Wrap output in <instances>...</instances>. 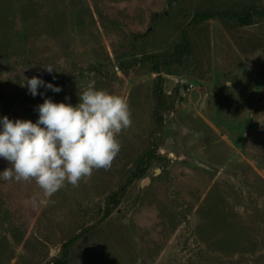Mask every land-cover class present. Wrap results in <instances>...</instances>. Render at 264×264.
I'll use <instances>...</instances> for the list:
<instances>
[{
  "label": "rangeland",
  "instance_id": "374dc122",
  "mask_svg": "<svg viewBox=\"0 0 264 264\" xmlns=\"http://www.w3.org/2000/svg\"><path fill=\"white\" fill-rule=\"evenodd\" d=\"M250 6L264 0H0V117L35 122L45 98L76 105L93 84L122 95L132 119L111 167L77 187L0 178V264L61 259L84 229L69 264H264V16L195 20ZM33 76L62 91L32 97L21 84Z\"/></svg>",
  "mask_w": 264,
  "mask_h": 264
},
{
  "label": "clouds",
  "instance_id": "9594fccd",
  "mask_svg": "<svg viewBox=\"0 0 264 264\" xmlns=\"http://www.w3.org/2000/svg\"><path fill=\"white\" fill-rule=\"evenodd\" d=\"M21 87L32 97H43L41 88L62 91L39 76L27 78ZM78 98L76 105L45 98L36 106L35 122L0 117V158L11 165L0 178L34 180L45 193L53 194L66 182L77 187L93 170L111 167L121 149L118 136L132 125L130 106L122 95L93 84L79 91Z\"/></svg>",
  "mask_w": 264,
  "mask_h": 264
},
{
  "label": "trees",
  "instance_id": "16d2710c",
  "mask_svg": "<svg viewBox=\"0 0 264 264\" xmlns=\"http://www.w3.org/2000/svg\"><path fill=\"white\" fill-rule=\"evenodd\" d=\"M231 14L236 18V20L240 24L250 25L254 22L256 15L264 16V8L259 7V6H250L246 11H242V12H238V11H232V12H230V11H225V12L203 11V12H200L196 15L195 20H197L198 18L207 19V18H212L215 16H228ZM190 50H191L190 38H189L187 31L184 30L182 33V41L176 47L175 57L180 58L184 53L189 52ZM156 92H157L159 97H158L157 105L155 107L154 112H155V117H156L158 126H162L163 122H164L162 108H164V106H165V93H164V89H163L162 79L158 80V83L156 85ZM156 151L157 150H155V149H154V151L149 149L144 153V155H142L139 158V161L137 163V167L132 173V177H131L132 181L135 179H138V178H142L146 175L147 170H148V166L151 163V160H152L154 154L156 153ZM125 190H126V186H122L117 192H114L109 196L107 205L103 211V217H102L103 219L108 218L112 214L114 208L119 204L120 197L122 196V194H124ZM87 233H88V229H84V231H82L81 233L73 236L69 241H67L63 245V253H64L63 257L61 259H58L55 261H48L46 264H69L70 252H71L72 248Z\"/></svg>",
  "mask_w": 264,
  "mask_h": 264
},
{
  "label": "water",
  "instance_id": "95a60500",
  "mask_svg": "<svg viewBox=\"0 0 264 264\" xmlns=\"http://www.w3.org/2000/svg\"><path fill=\"white\" fill-rule=\"evenodd\" d=\"M175 94H177V93H175ZM176 96V95H175Z\"/></svg>",
  "mask_w": 264,
  "mask_h": 264
}]
</instances>
